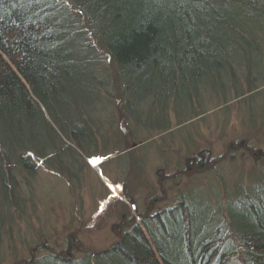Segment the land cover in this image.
I'll use <instances>...</instances> for the list:
<instances>
[{"label":"trees","instance_id":"1","mask_svg":"<svg viewBox=\"0 0 264 264\" xmlns=\"http://www.w3.org/2000/svg\"><path fill=\"white\" fill-rule=\"evenodd\" d=\"M263 92L264 0H0L3 200L17 198L16 171L41 165L73 184L74 164L131 152L107 155L117 133H156L171 150L164 136L182 130L183 172L163 179H202L169 203L165 190L149 195L104 249H46L18 264H264V152L231 178L189 127ZM249 108L240 117L251 126Z\"/></svg>","mask_w":264,"mask_h":264},{"label":"rangeland","instance_id":"2","mask_svg":"<svg viewBox=\"0 0 264 264\" xmlns=\"http://www.w3.org/2000/svg\"><path fill=\"white\" fill-rule=\"evenodd\" d=\"M249 106L257 124L264 121L263 92L249 103L240 106L231 103L224 112L216 108L205 124L196 121L189 126L201 138L199 146L209 145L212 155L223 160L224 172L231 178L251 167L254 158L257 159L253 155L255 151L264 152L262 122L260 129H254L255 121L251 126L242 121L244 110L248 112ZM175 131L172 136H164L166 142L174 141L171 150L162 148L164 144L156 133H149L143 141H138L141 136L131 141L114 134L112 138L116 139L110 142L107 155L121 151L123 143L131 152L110 157L98 155L92 161L74 164L71 167L73 184L65 175L48 171L41 165L36 166L32 176L16 171L20 181L17 198L9 192L6 201L0 197V264L26 262L42 255L46 249L59 252L77 249L75 255L82 248L104 249L117 239L122 221L138 218L149 195L165 190L167 195L163 201L169 203L177 186L202 181L191 173H183L174 187L170 180L163 179L176 170L183 172V156L175 150L185 135L182 130ZM241 141L250 153L243 147L235 148ZM41 244L43 250L38 249Z\"/></svg>","mask_w":264,"mask_h":264}]
</instances>
